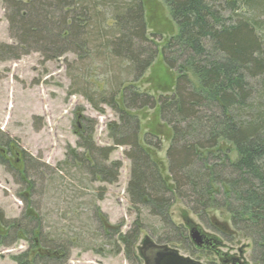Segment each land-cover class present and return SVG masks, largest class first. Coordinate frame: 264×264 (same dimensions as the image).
Returning a JSON list of instances; mask_svg holds the SVG:
<instances>
[{
  "label": "trees",
  "instance_id": "trees-1",
  "mask_svg": "<svg viewBox=\"0 0 264 264\" xmlns=\"http://www.w3.org/2000/svg\"><path fill=\"white\" fill-rule=\"evenodd\" d=\"M163 1L178 32L160 48L159 35L148 33L142 0H4L16 42L0 41V59L20 58L31 51L45 59L68 52L80 59L81 54L86 53V58L94 54L92 58H116L117 66L123 65L118 73L126 70L132 76L115 82L112 75L108 97L97 94L99 100L87 86L75 91L95 108L103 102L119 114L111 138L117 146H128L126 156L132 166L126 192L136 218L124 235L120 228L113 231L130 259L138 260L135 249L144 211L161 221L153 232L157 243L191 241L187 228L176 225L170 216L173 204L181 200L201 220L210 210L227 211L233 227L251 239L255 262L264 264V0ZM100 5L112 15L110 29ZM159 53L177 73L174 90L159 96L140 92L133 82ZM156 107L172 130L167 175L151 152L161 149L159 136L148 132L140 137L137 112ZM80 134L84 153H78L80 167H75L100 176L102 182H118L122 163L110 161L112 147L96 145L88 129ZM13 140L0 131V150L8 153L0 151V164L6 168L13 166L17 147ZM233 150L236 159L231 157ZM21 157L15 170L26 181L20 197L28 204L27 190L34 182L26 178L39 168L27 153ZM36 213L27 206L26 224L19 220L2 224L0 240L8 236L13 240L16 231L24 228L22 238L29 241L28 249L15 257L17 264H51L68 256V239L44 233ZM31 223L32 228H25Z\"/></svg>",
  "mask_w": 264,
  "mask_h": 264
},
{
  "label": "rangeland",
  "instance_id": "rangeland-1",
  "mask_svg": "<svg viewBox=\"0 0 264 264\" xmlns=\"http://www.w3.org/2000/svg\"><path fill=\"white\" fill-rule=\"evenodd\" d=\"M142 2L148 33L159 35L162 40L157 42H160L161 48L170 36L178 32V27L163 0ZM98 9L100 13H106L103 16L105 27L112 28L114 20L109 9L101 5ZM8 13V5L0 0V41L14 44L16 40L10 35ZM156 38L158 36L155 41ZM81 55L80 59L74 52H68L60 57L45 59L40 52L31 51L20 58L0 59V131L14 139L18 152L33 157L34 166L39 168L26 178L34 182L32 190H27L30 196L26 204L20 197L24 194L26 181L15 170L16 158L12 155L13 166L9 168L0 164V233L4 231V222L19 220L26 224L25 213L27 206H31L33 211L38 212L36 214L44 233L63 234L68 239V256L51 264H144L138 247L135 249L138 260L130 259L118 233L113 231V227L120 228V233L124 235L136 218V209L126 192L132 166L126 156L128 146H117L111 138L112 124L119 121V114L103 102L95 108L82 93L75 92L85 91L87 86L92 95L96 94L94 98L99 100L97 94L108 97L112 75L115 82L119 77L130 80L132 76H128L126 70L118 73L123 65L117 66L116 58L108 60L100 55L94 58V54L87 58L84 56L86 53ZM124 65L127 66V63ZM176 77L177 73L159 53L133 85L140 92L167 95L173 92ZM121 98L120 95L116 99L121 101ZM137 115L141 122V140L148 132L159 136L161 149L151 152L164 175H167L166 150L172 130L162 121L157 107L142 108ZM86 129L92 132V141L96 145L112 147L110 161H121L118 182H102L100 176H92L83 171V167L77 168L80 167V162H76L80 158L78 153H84L79 146L80 133ZM225 145L224 148L231 147ZM231 157H237L234 150ZM170 216L176 225L186 227L188 234L194 225L208 239L220 242L203 249H197L190 240L184 245L168 244L178 248L182 254L205 264H221V255L214 249L218 248L222 253H238L240 248L245 252L248 264H259L255 262L251 239L233 227L227 211L210 210L201 220L181 200H176L170 209ZM142 219L144 227L138 246H141L145 236L156 242L153 232L155 227L161 226V221L147 211L143 212ZM33 224L25 228L30 229ZM23 233L24 228H21L13 235L15 239L8 236L0 240V264H17L15 257L29 247V241L22 238ZM55 238L58 240L60 236Z\"/></svg>",
  "mask_w": 264,
  "mask_h": 264
},
{
  "label": "water",
  "instance_id": "water-1",
  "mask_svg": "<svg viewBox=\"0 0 264 264\" xmlns=\"http://www.w3.org/2000/svg\"><path fill=\"white\" fill-rule=\"evenodd\" d=\"M189 235L197 249L207 248L206 246L209 245L208 236L203 234L197 226H191ZM138 251L144 264H205L182 254L176 247L156 243L150 236L143 238Z\"/></svg>",
  "mask_w": 264,
  "mask_h": 264
},
{
  "label": "flooded vegetation",
  "instance_id": "flooded-vegetation-1",
  "mask_svg": "<svg viewBox=\"0 0 264 264\" xmlns=\"http://www.w3.org/2000/svg\"><path fill=\"white\" fill-rule=\"evenodd\" d=\"M0 151L3 153V155L8 154L5 150L1 149ZM13 154L15 155L16 162L19 163L21 158H22L21 153L18 152L17 150H14V148H13ZM209 240L210 241H209L208 247L209 246L213 247L215 245L220 244V242L217 241L216 239H214V240L209 239ZM214 250L217 251V253L219 255H221V257H220V263L221 264H248V261H247L246 256H245V252H243V250L240 248L238 249V253L237 252L222 253V252L218 251V248H216Z\"/></svg>",
  "mask_w": 264,
  "mask_h": 264
}]
</instances>
